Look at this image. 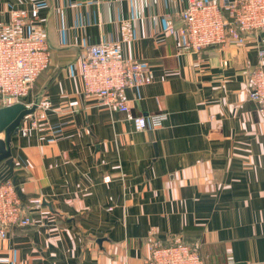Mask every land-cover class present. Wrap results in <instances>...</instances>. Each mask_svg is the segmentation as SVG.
<instances>
[{"label": "crops", "instance_id": "crops-1", "mask_svg": "<svg viewBox=\"0 0 264 264\" xmlns=\"http://www.w3.org/2000/svg\"><path fill=\"white\" fill-rule=\"evenodd\" d=\"M186 7L0 0V24L26 12L51 57L30 95L51 131L18 130L11 144L33 225L0 239V264H145L154 241L197 246L206 264H264V114L249 99L264 30L181 54ZM98 44L152 69L151 84L123 93L130 115L83 90L81 56ZM159 113L162 126L135 129L134 117Z\"/></svg>", "mask_w": 264, "mask_h": 264}, {"label": "built area", "instance_id": "built-area-1", "mask_svg": "<svg viewBox=\"0 0 264 264\" xmlns=\"http://www.w3.org/2000/svg\"><path fill=\"white\" fill-rule=\"evenodd\" d=\"M180 53H199L211 46L243 44L246 35L264 30V0H187L181 12ZM29 33L22 36L24 28ZM45 29L26 12L12 10L7 22L0 24V109L23 103L30 108L37 101L26 102L40 74L51 63ZM261 59L264 50L259 51ZM80 77L88 96L99 98L101 105L131 114L123 93L153 82L150 65L139 59L126 58L109 47L98 44L85 47L80 60ZM249 99L264 114V65L253 70ZM36 111L25 116L19 127L22 136L30 132H50L51 126ZM163 113L133 118L136 130L145 131L162 126ZM39 206L40 200H31ZM33 225L23 198L9 181L0 182V239H6L15 228ZM145 264H206L197 246L175 242L163 245L154 241Z\"/></svg>", "mask_w": 264, "mask_h": 264}, {"label": "water", "instance_id": "water-1", "mask_svg": "<svg viewBox=\"0 0 264 264\" xmlns=\"http://www.w3.org/2000/svg\"><path fill=\"white\" fill-rule=\"evenodd\" d=\"M36 109V103L30 108L23 103H17L0 109V132L5 135L4 139H0V169L2 168L3 170L0 174V181L10 180L19 194V188L16 186V177L13 175V161L11 157L12 138L18 132L25 116L34 113ZM44 204L50 207L49 204Z\"/></svg>", "mask_w": 264, "mask_h": 264}, {"label": "trees", "instance_id": "trees-1", "mask_svg": "<svg viewBox=\"0 0 264 264\" xmlns=\"http://www.w3.org/2000/svg\"><path fill=\"white\" fill-rule=\"evenodd\" d=\"M31 97H27V98H25L24 100L26 101V102H30L31 101ZM2 168L0 169V174L2 173ZM9 176V175H8ZM7 178V177H6ZM1 182V181H0ZM16 186L18 187L19 186V180L16 178ZM20 196H21V194H20ZM22 197V196H21ZM23 198V197H22Z\"/></svg>", "mask_w": 264, "mask_h": 264}]
</instances>
